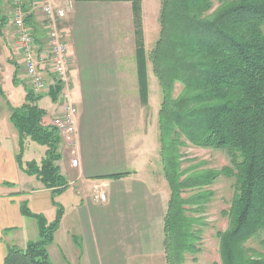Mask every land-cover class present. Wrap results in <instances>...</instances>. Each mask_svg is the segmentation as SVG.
Wrapping results in <instances>:
<instances>
[{"label":"trees","instance_id":"trees-1","mask_svg":"<svg viewBox=\"0 0 264 264\" xmlns=\"http://www.w3.org/2000/svg\"><path fill=\"white\" fill-rule=\"evenodd\" d=\"M0 0V35L9 17ZM10 1V0H9ZM131 2L137 36V73L143 106L149 104L148 64L163 93L159 111L160 158L170 198L164 219L166 264H186L201 252L210 189L224 176L235 179V196L225 215L228 228L218 234L221 264H264V252L248 247L258 240L264 249V0H161L159 40L147 54L143 31V0H82ZM15 84L17 80L15 77ZM182 90L175 95L176 87ZM2 92V90L0 89ZM27 102L13 109L19 132L21 168L26 140L46 147L41 164L25 172L52 191L54 221L34 213L27 203L21 213L37 222L39 239L26 249L9 246L4 264H54L49 247L65 214L56 201L69 188L59 162L62 139L56 127L44 125L47 112L38 106L44 94L26 87ZM62 85L49 96L58 103ZM225 151L231 166L222 170L183 168L182 149ZM123 175H115L119 179ZM192 192L185 197V193Z\"/></svg>","mask_w":264,"mask_h":264},{"label":"crops","instance_id":"crops-1","mask_svg":"<svg viewBox=\"0 0 264 264\" xmlns=\"http://www.w3.org/2000/svg\"><path fill=\"white\" fill-rule=\"evenodd\" d=\"M68 1L72 9L64 30L72 55L70 93L78 109V134L74 146L61 143L59 166L75 204L65 209L49 247L51 259L54 264H166L164 219L170 196L167 200L143 177L149 153L141 157L133 147L126 110L128 95L139 93L137 68L134 77L130 67L137 50L133 3ZM152 2L142 1L144 21L145 3ZM13 29L9 20L0 35V50L9 55L1 63L0 54V264L9 246L24 250L39 239L37 222L21 213L23 203L49 222L57 215L52 191L25 172L29 163L41 164L47 148L28 139L22 168L18 160L20 139L11 116L27 102L28 79L19 66L26 82L17 72V84L10 80L9 64L18 50L9 48ZM148 77L150 88L149 70ZM53 104L40 107L47 112L46 126L62 113L61 105Z\"/></svg>","mask_w":264,"mask_h":264},{"label":"rangeland","instance_id":"rangeland-1","mask_svg":"<svg viewBox=\"0 0 264 264\" xmlns=\"http://www.w3.org/2000/svg\"><path fill=\"white\" fill-rule=\"evenodd\" d=\"M10 1L4 0L2 6L4 14L8 17L11 11ZM153 1L155 2L145 3V21L143 20V24L145 22L146 29L144 32V41L147 54H149L154 49L157 41L159 40L161 30L158 18L161 10V1ZM8 40L11 51H16L18 49L14 62L9 64L12 71V75L10 74V80L12 84L13 82L15 84L14 80L16 72L18 73L19 66H23V57L19 52V47L17 48L15 29L11 30ZM0 54L2 57H9L6 50H0ZM2 57L1 63L4 61V57ZM131 58V74L135 77L137 68L136 58L133 56H131ZM148 67L149 74L151 75L149 104L147 106H143L141 103L140 94L132 93L127 97L126 110L128 113L127 116L130 120L131 129L133 130L132 133L135 137L134 141L132 142L133 147L141 151V157H144L143 155H146V152L147 154L149 153L146 163L148 168L145 169L143 177L151 183V186H155L158 193H161V195L168 200V197L170 196V188L164 177L163 166L160 158L158 124L159 111L163 101V93L159 82L153 73V67L151 63L148 64ZM20 76L22 75L20 74ZM22 80L26 82V77L24 75L22 76ZM26 83V86L31 88L28 80ZM181 90L182 87L178 85L176 87L175 95L178 96ZM53 105V101L49 95H45V97L38 101V106L44 109L52 108L54 107ZM182 154L183 168L200 165L201 169L222 170L225 167L231 166V158L225 151L205 150L189 146L182 149ZM210 189L213 192V198L207 204L205 211L201 214H198V216L203 219L204 224V226H202V229L204 230L202 236L203 238L199 244L201 252L196 255V257L188 256L186 264H221L220 239L218 234L228 228L229 219L225 213L229 211L235 196V179L222 176L212 187H210ZM188 194H192V192L185 193V197H187ZM62 195H64V197H61ZM62 195L57 196L56 201L60 203L64 209L71 208L72 205L75 204V196L73 195V192H70L68 188L67 191ZM37 240L38 238L34 239L33 241ZM248 247L257 252H264V249L261 247L257 239L251 241L248 244Z\"/></svg>","mask_w":264,"mask_h":264},{"label":"built area","instance_id":"built-area-1","mask_svg":"<svg viewBox=\"0 0 264 264\" xmlns=\"http://www.w3.org/2000/svg\"><path fill=\"white\" fill-rule=\"evenodd\" d=\"M10 8L9 20L16 30L22 68L30 89L42 95L62 85L57 104L63 111L53 126L65 144L74 146L78 109L70 93L72 55L64 30L72 3L67 0H11Z\"/></svg>","mask_w":264,"mask_h":264}]
</instances>
